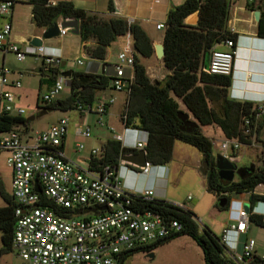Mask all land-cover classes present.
I'll return each mask as SVG.
<instances>
[{
    "label": "trees",
    "instance_id": "trees-1",
    "mask_svg": "<svg viewBox=\"0 0 264 264\" xmlns=\"http://www.w3.org/2000/svg\"><path fill=\"white\" fill-rule=\"evenodd\" d=\"M29 4L33 7L32 21L40 29L52 28L54 21L59 19L79 21V37L84 44L85 52L93 60L105 61L107 49L113 42L128 34L132 36L134 80L129 88L128 103L121 121L125 127L149 133L145 151L150 164H171L175 143L182 142L197 149L203 155L204 162H211V170L206 176V187L209 193L217 196V208L219 202L226 199L228 200L226 208L219 209L229 210L233 195H250L251 211L259 202H264V195L256 194V189L264 186V165L257 167L253 172H248L243 179L233 182L222 180L214 165V143L201 130V127L217 126L225 138L239 140L245 146L261 141L264 134V113L261 114L259 110L260 104L230 99L232 76L210 75L204 71L206 55L213 48L222 45L227 39H233L237 44L239 42V35L229 29L231 0H186L182 5L171 7L164 29L163 58L165 67L171 75L166 78L164 84L152 83L147 75L142 60L152 58L155 49L152 39L140 24L122 18H107L103 14L79 9L67 1L53 5L50 0H29ZM247 7L254 10L255 5L248 4ZM113 12L114 5L111 0L109 13ZM195 13L199 15L198 24L187 25L185 21ZM257 35L264 39V10L258 23ZM110 80L103 75L73 72L70 97L40 109L79 111L80 106H94L98 94L109 87ZM172 93L182 99L200 125L192 133L182 130L180 106L172 98ZM58 104L61 105L60 108ZM247 120L250 121L249 126L245 124ZM25 122L26 120L21 117L0 114V134L16 132ZM247 131L251 132L250 135H247ZM60 150H64V146ZM101 150L99 158L92 156L90 160L89 169L92 171H100L104 166L119 168L124 156L137 152L125 148L118 139L108 140ZM262 153L264 160V150ZM1 154L2 152L0 156ZM0 196L6 203L4 207H0L1 259L13 252L17 223L16 202L12 195L6 192L1 176ZM41 199L43 206L59 214L70 213L58 208L53 201L43 196ZM132 206L140 210L155 211L169 219L177 220L182 224L183 230L164 241L130 252L122 264L135 253H151L159 246L181 236L190 237L201 247L205 264H237L227 256L222 238L215 237L208 229L201 230L192 211L184 212L166 201L157 199L147 201L138 196H132ZM251 222L264 228V215L252 213ZM252 264H264V259L256 256Z\"/></svg>",
    "mask_w": 264,
    "mask_h": 264
},
{
    "label": "built area",
    "instance_id": "built-area-1",
    "mask_svg": "<svg viewBox=\"0 0 264 264\" xmlns=\"http://www.w3.org/2000/svg\"><path fill=\"white\" fill-rule=\"evenodd\" d=\"M246 2L264 6V0ZM14 7L12 0L2 2L0 15L10 17ZM157 29L164 30L165 24H158ZM12 31L11 22H7L0 30V52L15 54L19 62H24L27 55H33L41 60L44 69L49 71L61 63V57L47 52L45 47L23 51L10 41ZM66 34V29L61 30V36ZM219 46L212 49L209 68L204 71L210 75L231 77L235 70L237 43L233 39H227L222 44L227 50H220ZM117 59L109 86L116 92L129 93L134 75H128L127 71L134 72V58L121 52ZM78 63L84 64L83 61ZM11 73L8 68L0 67V114L22 117L26 110L16 107V93L4 91L5 87L11 85ZM12 85L16 89L22 88L20 81H14ZM66 85L67 78L57 76L51 89L41 97L43 106L56 102ZM114 103V98L101 97L96 107L80 106L79 112L82 116L93 113L99 115L98 124L104 126L103 119ZM259 110L261 114L264 113V104H260ZM245 124L249 126L250 121L247 120ZM68 132L69 120L65 118L46 131L36 132L31 143H24L17 131L0 135V152L7 155L6 164L13 174L12 197L17 205L13 251L21 260L20 264H122L130 252L164 241L183 230L182 224L177 220L132 206V196L142 197L147 201L155 200L154 185L147 186L139 194H131L125 190L122 182V172L126 168L144 176L165 179L168 177L166 165L148 163L146 167H138L121 160L119 168L116 169L111 166H104L100 171L82 168L60 150ZM250 133L247 131V135ZM77 134L88 139L92 131L89 126H78ZM116 139L120 140L125 148L145 150L149 133L125 127L124 133ZM219 142V156L234 164L243 159L244 150L255 146V143L245 146L236 139L226 138ZM84 148L82 143L77 145L79 151ZM263 150L264 144L261 153ZM101 154L102 150H92L94 157L99 158ZM159 171H162L161 175ZM37 182L42 189L41 194L35 191ZM42 196L70 213L62 215L43 206ZM191 201L193 197L189 196L186 202L168 204L184 212H191ZM258 204L264 205V202ZM245 205V201H231L228 211L233 224L225 230L222 237L227 256L234 262L236 256L237 264H252L257 256V243L253 239H248L242 244V254L236 253L241 245L240 238L250 229L251 215L255 209L251 211ZM97 208L106 210L95 212Z\"/></svg>",
    "mask_w": 264,
    "mask_h": 264
},
{
    "label": "crops",
    "instance_id": "crops-1",
    "mask_svg": "<svg viewBox=\"0 0 264 264\" xmlns=\"http://www.w3.org/2000/svg\"><path fill=\"white\" fill-rule=\"evenodd\" d=\"M6 0H0V4ZM15 4V7L9 17V15H0V30L7 22H11L13 25V31L10 36V41L18 45L23 51H29L34 48H37L32 45V40L35 38H41L45 29H40L35 26L32 21L33 17V7L29 4V0H12ZM72 2L77 8L83 9L92 13L103 14L107 18H122L131 22H136L140 24L149 37L153 41V47L155 45H164V30H158L157 25L160 23H166L168 18V13L172 6L182 5L186 0H112L114 5V12L109 13L110 1L111 0H50V3L56 5L59 2ZM248 3L246 0H231V16L229 21V29L231 32L239 35V42L237 44V56L235 63V70L232 76V86L229 89V97L232 100L236 101H251L257 104H264V39L259 38L258 33V21L255 17V11L264 10V6L259 3L254 4V10H250L247 7ZM260 7V8H259ZM262 9V10H261ZM261 17V15H260ZM64 21V19H59L57 22L59 26ZM199 21L198 13L192 14L187 18L185 23L189 26H196ZM67 34L51 40H45L43 47L46 48L47 52L53 53L61 57V63L52 70H45L41 60L40 64L36 65V68L33 71H36L38 75L41 76L40 79V93L37 100V111L34 115H31L28 119H25V115L21 118L25 119V124H21L18 131L23 138L26 139L25 142L31 143L32 136L30 135V124L35 121L39 114L43 111L40 107L43 106L41 103V97L48 92L51 87L54 85V82L57 76L71 73V77L67 78V85L69 89L68 97H59L57 101H65L70 97L71 94V82H72V73H87L93 75H103L110 78L114 73V65L118 62V55L121 52H125L133 56L134 52V43L133 38L130 34L119 37L115 42H113L110 47L107 49V55L105 61H98L91 59L84 49V44L81 42V39L78 35H75L71 30L66 29ZM225 48L220 45L218 49ZM2 57L0 61V67H6V58L7 54L0 52ZM33 56V55H28ZM83 61V65H80L78 62ZM143 64L146 67L147 75L152 81V83H163L166 78L171 75V72L166 69L163 59H159L156 55L150 59H143ZM128 75H134V72L131 70L127 71ZM11 85L4 88V91H13L18 96L16 102V107L23 108V97L22 88L16 89L13 87L12 83L14 81H20L15 73L12 72L10 76ZM22 83V82H21ZM44 93H43V91ZM43 94H42V93ZM117 93H124L125 97L123 98V110L120 115V120L123 112L126 109L128 103L129 93L127 91L116 92L111 89L109 86L106 90L98 94V99L101 97L114 98L115 103L120 99L116 96ZM42 94V95H41ZM179 106L180 110L189 115L190 120L194 119L192 114L188 111L186 105L182 99L177 98L173 93L171 94ZM95 102V104L98 102ZM115 103L108 109L107 116L110 115L112 108ZM3 107V105H2ZM60 108L61 105L58 104ZM47 111V110H45ZM44 115V114H43ZM34 118V119H32ZM30 120V121H28ZM28 121V122H27ZM193 121V120H191ZM122 122V121H121ZM193 122L198 123L195 119ZM199 124V123H198ZM200 126V125H199ZM50 128V127H49ZM48 128V129H49ZM78 126L75 125L73 134L77 136V145L83 143L84 139L77 134ZM124 125L122 123V131L118 134L124 133ZM47 130V129H46ZM44 130V131H46ZM23 133V135H22ZM203 133V132H202ZM2 135V134H0ZM225 137V136H224ZM92 138V135L91 137ZM88 138V139H90ZM110 139H115L106 135V132L102 130L98 135V140H100V147L95 145V142L92 141L91 144L87 145V149L79 151L77 149L76 154L70 151L68 146V135L64 142V153L72 161L78 163L82 168H89V163L92 158V150H101L103 145ZM226 139V138H225ZM86 140V139H85ZM224 140V139H223ZM87 141V140H86ZM177 143V142H176ZM175 143V145H176ZM76 145V147H77ZM248 149L244 151V155ZM140 150H137V152ZM199 161L200 165L203 161V155L199 152ZM174 156H175V146H174ZM244 157V156H243ZM174 159V158H173ZM198 163V164H199ZM168 167V177L165 179H157V176H144L140 172L134 173L130 168H126L122 172V182L124 184L125 190L131 194H139L149 185L155 186L156 199H160L163 194H166L165 186L168 184L171 179L172 171L170 169V164L166 165ZM11 170V169H10ZM160 175L162 171H159ZM202 173V172H201ZM1 177L4 181V185L7 188V192L12 195V171L6 176L2 173ZM11 187V191L10 188ZM235 196V197H234ZM250 195H233L231 201L240 200L245 201V204H248L246 200ZM170 202V201H169ZM172 202V201H171ZM182 203V202H181ZM6 205V203H5ZM4 205V206H5ZM245 205V206H246ZM256 214L264 215V205H260L259 208L255 211ZM252 224V223H251ZM255 224V223H254ZM251 227V225H250ZM259 227V226H258ZM264 229V228H263ZM250 230V229H249ZM248 238L247 234L243 235ZM242 236V237H243ZM241 240V238H240ZM248 240V239H247ZM246 240V241H247ZM254 240V239H253ZM241 242V241H240ZM257 256L263 257L259 251L256 249ZM2 258L0 259V264Z\"/></svg>",
    "mask_w": 264,
    "mask_h": 264
},
{
    "label": "rangeland",
    "instance_id": "rangeland-1",
    "mask_svg": "<svg viewBox=\"0 0 264 264\" xmlns=\"http://www.w3.org/2000/svg\"><path fill=\"white\" fill-rule=\"evenodd\" d=\"M220 50H225L223 47ZM1 54V53H0ZM2 57L0 56V61ZM38 60V59H37ZM35 56H28L24 62H19L16 59L15 54L9 53L6 58V67L18 77H20L23 88V108L26 110L25 119H28L31 115H34L37 111V100L40 93V79L36 71V65L40 64ZM12 74V73H11ZM11 76V75H10ZM43 91V90H42ZM42 93V92H41ZM44 93V91H43ZM42 93V94H43ZM68 87L62 92L61 97H68ZM41 94V95H42ZM116 96L120 98L114 105L109 116L104 117V126L98 124L99 115L89 114L82 116L79 111H64V110H52L44 115H41L33 121L30 126V135L33 137L36 132H42L49 127L56 125L61 119L69 120V132H68V146L70 151L74 154L77 152V136L73 134L75 125L87 127L89 126L92 131V138L84 139L85 149L87 145L92 141L95 145L100 147V140H98L99 133L104 130L106 135L114 137L121 136L118 134L122 131V122L120 115L123 110V98L124 93H117ZM96 107V104H95ZM194 121V119H191ZM201 130L205 136H207L213 143V153L215 158L220 155L217 145L220 144V140L225 139L221 129L217 126L201 127ZM20 133L19 131H17ZM23 135V133H22ZM23 137V136H22ZM26 139L23 138L25 143ZM262 141H264V134L261 136V141H256L253 148H247V152L242 154L244 157L240 162L236 163L238 168L245 169L253 166L255 169L264 165L262 158L261 148ZM85 149L82 151L84 152ZM245 151V150H244ZM6 154L2 153L0 156V176L2 173L6 176L11 173L10 168L6 164ZM199 151L194 147L186 145L182 142H177L175 145V156L170 164L172 171L171 179L165 186L166 194H163L160 200L166 202H186L189 196L193 197V201L190 202L191 210L201 228V230L208 229L215 237L222 238L225 230L230 227L233 222L231 221L230 212L228 210H221L217 208L218 198L216 195L209 193L206 187V176L201 173L204 168V159L200 165ZM199 163V164H198ZM235 180H238L237 177ZM3 181V179H2ZM4 183V181H3ZM5 187V185H4ZM11 191V187L9 188ZM6 192L8 191L5 187ZM8 193V192H7ZM256 194L264 195V186H260L256 189ZM232 197V196H231ZM235 197V196H234ZM251 208L249 197L246 199ZM5 202L0 196V207H4ZM259 204L254 209V213ZM82 218V216H80ZM254 239L257 243L256 249L261 255H264V229L258 227L252 223L250 230L248 231V238ZM246 237H241V245L236 251L238 254L243 253L242 244L246 242ZM2 247V233L0 232V248ZM153 255V257H151ZM2 258V264H20L21 260L16 256L15 252H10L4 255ZM235 262L236 256L234 257ZM125 264H205L204 254L197 245L188 236H181L173 241L159 246L151 253L139 252L132 255Z\"/></svg>",
    "mask_w": 264,
    "mask_h": 264
},
{
    "label": "water",
    "instance_id": "water-1",
    "mask_svg": "<svg viewBox=\"0 0 264 264\" xmlns=\"http://www.w3.org/2000/svg\"><path fill=\"white\" fill-rule=\"evenodd\" d=\"M260 11H255V17L256 20L259 22L260 20ZM69 29L71 32L75 35H78L80 33V23L79 21H74V20H64L61 25L59 26L57 20L54 21L53 27L45 30L43 33V36L41 38H35L32 40V45L35 47H43L44 41L45 40H51L53 38H57L61 36V30ZM155 52L156 55L159 59H163L165 56V47L164 45H155ZM210 59H211V52H209L206 55V61H205V70H208L209 64H210ZM64 77L70 78L71 73L64 74ZM52 111L50 110H43L39 116L46 114L47 112ZM179 117L183 122V127L182 130L187 132V133H192L194 130L198 129L200 126L198 123L193 122L190 120V117L188 114L184 112L179 113ZM34 119V118H32ZM30 121V120H28ZM27 121V122H28ZM123 161L130 163L132 165H136L138 167H146L147 164L149 163L147 160V155L145 150H140L138 152H135L133 154L126 155L122 158ZM212 167V164L210 161H205L204 162V168L201 170L202 174L204 176H207L210 168ZM215 168L218 171L219 177L222 180H225L227 182H233L235 180L236 175H241L243 171L245 172H253L254 167L251 166L248 169H240L238 166L234 163H231L221 156H217L215 158ZM35 191L39 194L42 193V189L38 182L35 185ZM228 204V200H223L219 202V208H226ZM247 209H249V206H246ZM106 208H97L94 211H104ZM153 257V255H151Z\"/></svg>",
    "mask_w": 264,
    "mask_h": 264
},
{
    "label": "flooded vegetation",
    "instance_id": "flooded-vegetation-1",
    "mask_svg": "<svg viewBox=\"0 0 264 264\" xmlns=\"http://www.w3.org/2000/svg\"><path fill=\"white\" fill-rule=\"evenodd\" d=\"M214 165H215V160H214ZM210 170H211V168H210ZM210 170H209V171H210ZM247 175H248V172L243 171V172L241 173V175H236V177H237V179H243V178H245ZM236 177H235V179H236Z\"/></svg>",
    "mask_w": 264,
    "mask_h": 264
},
{
    "label": "clouds",
    "instance_id": "clouds-1",
    "mask_svg": "<svg viewBox=\"0 0 264 264\" xmlns=\"http://www.w3.org/2000/svg\"><path fill=\"white\" fill-rule=\"evenodd\" d=\"M230 204H231V202H230ZM256 207H257V206H256ZM256 207H255V208H256Z\"/></svg>",
    "mask_w": 264,
    "mask_h": 264
}]
</instances>
